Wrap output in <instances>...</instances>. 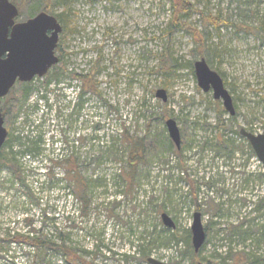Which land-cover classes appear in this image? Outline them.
<instances>
[{
	"label": "rangeland",
	"instance_id": "rangeland-1",
	"mask_svg": "<svg viewBox=\"0 0 264 264\" xmlns=\"http://www.w3.org/2000/svg\"><path fill=\"white\" fill-rule=\"evenodd\" d=\"M51 3L47 14L65 16L56 52L61 75L56 82L50 70L28 86L16 84L0 106L12 139L5 150L12 147L20 173L0 167V264H148V258L192 264L182 252L192 247L196 212L206 239L194 264H220L224 258L230 263L236 251L256 245L253 232L263 235L254 246L261 256L264 209L257 211L256 204L264 198V166L238 133L264 135V0ZM43 6L41 0L22 4L16 22ZM199 59L222 79L235 110L232 124L221 101L198 88L193 64ZM71 73L90 75L97 95L78 100L83 85ZM158 90L165 91L166 102L155 97ZM218 116L235 152L219 153L205 144L216 143L212 127ZM168 119L180 133V158L172 152ZM123 131L133 138L148 133L149 141L158 142L146 151L130 187ZM41 140L37 154L33 148ZM70 156L80 176L92 181L86 216L65 166L56 164ZM162 213L173 230L163 226ZM241 223V232L251 237L230 239L229 231ZM167 232H177L179 243L167 242ZM59 234L73 258L21 239L56 242Z\"/></svg>",
	"mask_w": 264,
	"mask_h": 264
},
{
	"label": "water",
	"instance_id": "water-1",
	"mask_svg": "<svg viewBox=\"0 0 264 264\" xmlns=\"http://www.w3.org/2000/svg\"><path fill=\"white\" fill-rule=\"evenodd\" d=\"M18 16L19 11L15 5L9 0H0V105L16 82L25 84L32 82L36 77L42 78L59 62L55 49L62 28L57 19L40 12L24 22L16 23ZM193 69L198 88L203 93L211 91L213 99L221 101L224 111L230 117L234 116L231 97L220 76L209 69L204 59L194 62ZM155 97L162 102L167 100L164 90H158ZM165 128L168 138L176 150H179L180 133L176 123L168 119L165 121ZM239 134L248 142L256 159L264 166V135H255L244 129H241ZM6 138L7 131L3 126L0 111V152ZM160 220L165 228H175L173 221L165 213L160 215ZM190 233L193 251L198 253L206 239L198 212L193 214ZM147 263L163 264L152 258H148Z\"/></svg>",
	"mask_w": 264,
	"mask_h": 264
},
{
	"label": "trees",
	"instance_id": "trees-1",
	"mask_svg": "<svg viewBox=\"0 0 264 264\" xmlns=\"http://www.w3.org/2000/svg\"><path fill=\"white\" fill-rule=\"evenodd\" d=\"M13 5H15L17 7V9H19L22 4H26L28 1L30 0H9ZM42 3L44 4V6L42 7V11L41 12H45V13H52V6L54 4L51 3V0H41ZM72 2V0H61V3L64 4L66 7H68L70 5V3ZM52 5V6H51ZM186 8V7H185ZM19 11V10H18ZM68 11V9L66 10ZM56 16V15H55ZM57 22H59L62 26V30L64 31L66 25L64 22L65 16L63 14L61 15H57L56 16ZM174 26H172V23L170 24V28H173ZM202 47V46H201ZM61 51V46H57L56 52L60 53ZM202 56V55H201ZM62 62L61 60V56L59 55V62L56 66H54L51 70H53V74L51 75V79H55V81H58V77L59 73H56L55 69L58 65H60ZM61 72V71H60ZM63 72V71H62ZM61 72V73H62ZM90 75L87 76H83V75H78V74H73L71 73L69 75V78L71 80L74 81H79L82 82L83 87L78 91H80L81 93H79L78 95V100L81 99L82 96H84L85 94H94L97 95V91H96V85H94L93 82H91L92 79L89 78ZM88 79V81H87ZM49 80V79H48ZM48 82V81H47ZM22 86H28L29 83H23L21 84ZM11 91V90H10ZM25 97H27V95H25ZM5 99V98H4ZM3 100V99H2ZM1 106V105H0ZM0 111H1V115L4 118L6 116V109L4 106L0 107ZM232 120L233 116L229 119V121H227V123H231L232 124ZM215 132L218 134V137L216 138V143H205L206 145H210V147L214 150H216L219 153H231V152H235V150L237 148H235L234 145V141L232 139L227 138L226 136H224L223 134L226 131V123L224 120H222L221 116L217 117L215 126L212 127ZM238 135L240 136V134L238 133ZM241 137V136H240ZM121 141L122 143L127 147V152H128V156H127V177L128 179H125V183L128 184V186H132L133 185V174L137 168V166L142 162L143 157L146 153L147 150L153 149L154 146L157 145L158 142H156L155 139L149 141V134L147 133L145 136H143L142 138H133V137H129L127 135V133L125 131H123V133L120 135ZM242 138V137H241ZM11 135H7V138L3 144V147L1 149L0 152V167L2 166H7V168H10L12 173L15 176H19V169L18 167L15 165V155L12 153V147H8V152H6V146L7 143H9L11 141ZM15 141V139H14ZM246 141V140H245ZM31 142V140H30ZM16 143L21 144L20 140L18 138H16ZM42 144V140L41 141H37L36 144L34 145V150L33 152H37V154L40 152L38 145ZM247 147L250 149V153H253L251 150L250 145L246 142ZM165 145H167L168 147L170 146V142L166 141ZM31 152V150H29L26 153ZM172 152L174 153V155H176L177 157H181L182 155V148H180L179 150L173 149ZM25 153V152H23ZM25 153V154H26ZM73 157H68V158H64L61 160H56L57 161V165H62L65 166V175L67 177L70 178V183L73 186V190H74V194L76 199H78V201L81 203V210H80V214L82 216H86V214L89 212V206H90V202H89V195H88V191H89V185L92 183V181L87 180V179H83V177L80 176L79 173V169L76 166L77 162H76V158H74V162H72ZM71 166L70 169H67L68 166ZM47 177H51L52 174H46ZM52 178V177H51ZM261 209H264V198H262L261 200H259L256 204V210L259 211ZM243 227V223H241L238 227H233L230 231H229V238H237L240 239L242 242L247 240L248 238L251 237V233L247 234L244 232H241V229ZM168 233V240L167 242H175L176 244L179 243V236L177 234V232H167ZM255 233L254 235L259 236V238L255 239L254 241L256 242V245H259V242L261 241V238L263 237L262 234H259L258 232H253ZM24 240L23 243L28 244L30 247H33L35 249H41L44 248L46 250H52L55 253L61 254L63 258H73L74 254L73 251L71 250V248L69 246L66 245V240L64 238V236H62L61 234H59L57 241L56 242H51V241H43L41 238H29V236L26 237V239L21 238ZM29 239L30 242L28 241ZM182 240V238H181ZM12 241V240H11ZM12 242H17L19 243L20 240L17 238H14V240ZM256 245H251V251L249 252H245L244 249H242L241 251H236L235 254L233 255V257H231V262L228 264H264V252H262V255L260 256L257 251V249H254L257 247ZM140 248V247H138ZM202 249V248H201ZM201 249L199 250L198 253H200ZM232 249H229V253H231ZM141 252V251H140ZM197 253H194L193 248L192 247H188L187 249L185 248V250L182 252V255L184 257L188 256L191 259V263L194 264L195 261L198 258V256L196 255ZM143 257L145 256L144 254H142ZM194 261V263H193ZM227 258H224L220 264H226ZM72 262V260H68L67 263ZM209 264V263H208Z\"/></svg>",
	"mask_w": 264,
	"mask_h": 264
},
{
	"label": "flooded vegetation",
	"instance_id": "flooded-vegetation-1",
	"mask_svg": "<svg viewBox=\"0 0 264 264\" xmlns=\"http://www.w3.org/2000/svg\"><path fill=\"white\" fill-rule=\"evenodd\" d=\"M15 22H16V21H15ZM16 23H18V22H16ZM57 46H58V44H57ZM56 49H57V47H56ZM56 49H55V55L57 56ZM58 58H59V57H58ZM18 83H19V82H16V84H18ZM16 84H15V85H16ZM19 84H23V83H19ZM15 85H14V86H15ZM246 142H247V141H246ZM247 143H248V142H247ZM251 150H252V149H251ZM252 152H253V151H252ZM258 162H259V161H258Z\"/></svg>",
	"mask_w": 264,
	"mask_h": 264
}]
</instances>
